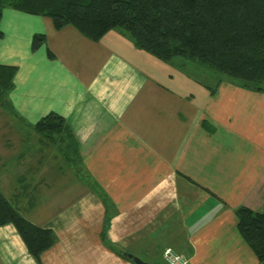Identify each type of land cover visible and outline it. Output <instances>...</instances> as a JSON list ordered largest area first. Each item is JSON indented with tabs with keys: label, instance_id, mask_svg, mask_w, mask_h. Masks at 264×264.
<instances>
[{
	"label": "crops",
	"instance_id": "obj_1",
	"mask_svg": "<svg viewBox=\"0 0 264 264\" xmlns=\"http://www.w3.org/2000/svg\"><path fill=\"white\" fill-rule=\"evenodd\" d=\"M0 31V64L16 68L12 115L30 127L61 116L79 152L80 174L57 198L47 178L56 166L43 159L27 164L22 192L8 193L24 218L56 237L40 264H134L122 253L165 264L167 247L188 264H260L235 213L264 212V127L248 126L239 107L264 102V93L222 80L200 98L195 66L164 63L116 30L92 42L71 26L55 30L49 18L5 8ZM37 34L45 42L32 50ZM50 160L64 168L62 157ZM37 194L49 202L34 207ZM0 264H37L11 224L0 227Z\"/></svg>",
	"mask_w": 264,
	"mask_h": 264
},
{
	"label": "trees",
	"instance_id": "obj_2",
	"mask_svg": "<svg viewBox=\"0 0 264 264\" xmlns=\"http://www.w3.org/2000/svg\"><path fill=\"white\" fill-rule=\"evenodd\" d=\"M5 8L49 18L55 30L71 26L92 42L116 30L164 63L179 58L183 69L204 65L223 76L218 84L225 80L264 93V0H0V17ZM44 42V35H34L32 50ZM15 72V67L0 64V107L11 114L8 94ZM199 82L215 93L216 87ZM32 129L43 143L56 147L66 163L76 165L77 143L64 118L49 113ZM101 198L106 204L104 195ZM235 214L239 234L264 264V212L240 206ZM7 224L40 264L41 254L55 243L53 231L24 218L0 189V227ZM102 237L106 241L105 232Z\"/></svg>",
	"mask_w": 264,
	"mask_h": 264
},
{
	"label": "rangeland",
	"instance_id": "obj_3",
	"mask_svg": "<svg viewBox=\"0 0 264 264\" xmlns=\"http://www.w3.org/2000/svg\"><path fill=\"white\" fill-rule=\"evenodd\" d=\"M177 60H179V58ZM192 72L198 80L211 88L216 86L217 81L220 78H223L222 75L213 73L210 68L204 65L194 67ZM198 87L199 88L196 92V96L200 98L205 97L208 94L204 92L205 89L203 87L205 86L199 84ZM207 91L210 93L208 89ZM240 106V111L244 113V120L248 126L255 125L264 127V102H258L256 100L251 101V99H247L244 102H241L239 104V107ZM31 128L32 127L27 126L23 122L19 121L10 112L5 111L0 107V189L9 202L16 207L17 202L15 200H10L8 193L12 194L15 190H21L20 192L23 191L20 188L22 184L21 180L23 176H30L29 169L27 168V164L30 161L34 162L36 159H43V163H46L47 161V163L51 166H56L54 169V174L47 176V178L50 177L49 181H53L51 182V185L58 188V190L54 189L52 194L55 198H57L59 192L63 191L62 188L67 185L66 183L72 180V175L80 174L79 167L77 165L70 170L71 173H68L70 167L67 163H65V161H61L64 162L65 165L64 168L58 171V169H60L58 161L50 160V156L55 155L59 160H61L62 156L58 151L56 152V147L49 145V143H43L42 137ZM42 144L46 145L47 147L43 149L44 152L41 151L40 155L36 154V152H32L33 149L40 147ZM21 154H25V156L20 159L19 156ZM32 155L35 157H32ZM30 178L29 180L31 181L32 179ZM68 189L71 191L70 188ZM49 196L50 195L46 194L45 196L42 195L39 197L37 194V199H33L30 196L27 198L28 200L29 198H32L30 203L35 207L40 202L46 201V203H48ZM54 201L58 202L56 199ZM21 202L25 203L27 202V199L25 201L21 199ZM19 211L22 216L28 217L24 212L21 210Z\"/></svg>",
	"mask_w": 264,
	"mask_h": 264
},
{
	"label": "built area",
	"instance_id": "obj_4",
	"mask_svg": "<svg viewBox=\"0 0 264 264\" xmlns=\"http://www.w3.org/2000/svg\"><path fill=\"white\" fill-rule=\"evenodd\" d=\"M162 258L166 264H188V259L185 255L177 253L168 247L163 250Z\"/></svg>",
	"mask_w": 264,
	"mask_h": 264
},
{
	"label": "water",
	"instance_id": "obj_5",
	"mask_svg": "<svg viewBox=\"0 0 264 264\" xmlns=\"http://www.w3.org/2000/svg\"><path fill=\"white\" fill-rule=\"evenodd\" d=\"M122 254L124 256L128 257L129 259H131L134 264H147V263L143 262L142 260H140L139 258H137L131 254H128V253H122Z\"/></svg>",
	"mask_w": 264,
	"mask_h": 264
}]
</instances>
